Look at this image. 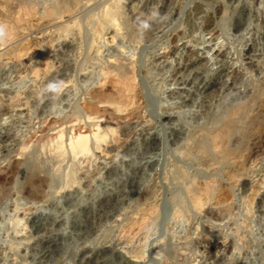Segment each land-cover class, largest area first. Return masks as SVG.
<instances>
[{
	"label": "rangeland",
	"instance_id": "1",
	"mask_svg": "<svg viewBox=\"0 0 264 264\" xmlns=\"http://www.w3.org/2000/svg\"><path fill=\"white\" fill-rule=\"evenodd\" d=\"M60 1L0 0L2 28L22 2L39 14L0 27V115L26 121L22 141L0 126V264H264V0H62L39 20ZM189 49L205 64L183 77ZM241 102V155L192 160L209 115ZM175 166L222 186L195 205Z\"/></svg>",
	"mask_w": 264,
	"mask_h": 264
},
{
	"label": "bare ground",
	"instance_id": "2",
	"mask_svg": "<svg viewBox=\"0 0 264 264\" xmlns=\"http://www.w3.org/2000/svg\"><path fill=\"white\" fill-rule=\"evenodd\" d=\"M5 1V0H4ZM60 1V0H59ZM64 1H66V0H64ZM20 2V1H19ZM31 2V1H30ZM56 2V1H55ZM63 1L61 0L57 5L56 4H54V6H52V5H50L51 7L49 8L48 7V9H46V10H44L42 13H41V15H40V18H39V20L41 19V20H44V19H49V18H51L52 20H50V22L51 21H53V19H54V17H55V15H56V17L58 16L57 14L60 12V11H62L63 12V10H61V9H65L64 10V12H71V9H69L68 8V6L67 5H69V4H63L62 3ZM4 3V2H3ZM65 3V2H64ZM63 4V5H62ZM76 4H78V3H76ZM7 5V4H6ZM3 6V5H2ZM5 6V5H4ZM17 5L15 4V7H16ZM63 6V7H62ZM74 6V5H73ZM62 7V8H61ZM72 8V7H71ZM1 9V8H0ZM8 9V8H7ZM14 9V8H13ZM12 9V10H13ZM70 10V11H69ZM4 11V10H3ZM63 12V13H64ZM108 12V11H107ZM1 13V12H0ZM9 13H11V12H9ZM15 13L16 14H18V18L16 17V19L15 18H13L14 19V21L12 22V21H10L9 23H13L12 25H8V24H6L5 25V23H3V28L2 29H4V30H7L8 32H9V35H16V33H14V29H15V25H17V22H20V21H23L24 19H25V17H29V18H31L30 16H32V17H34V16H36L37 14H38V11H37V9H36V7L34 6V5H32V3H26V2H22V3H20V5H19V9L17 10V11H15ZM105 13V12H104ZM113 13V12H112ZM109 14V13H108ZM111 14V13H110ZM4 15V14H3ZM10 15V14H9ZM39 15V14H38ZM63 15V14H62ZM115 15V14H114ZM8 16V15H7ZM7 16L5 15V17L7 18ZM111 16V15H110ZM9 17H11V15L9 16ZM8 17V18H9ZM14 17H15V15H14ZM27 17V18H28ZM37 17V16H36ZM107 17H108V15H107ZM26 18V19H27ZM112 18V17H111ZM116 18V17H115ZM12 19V18H11ZM105 19V18H104ZM2 20V19H1ZM40 20V21H41ZM110 20H112L113 21V18L112 19H110ZM15 21H17V22H15ZM103 21V20H102ZM107 21V20H106ZM15 22V23H14ZM7 23V22H6ZM20 24V23H19ZM1 25V24H0ZM4 25H5V27H4ZM12 26V27H11ZM25 26V25H24ZM66 26H68V25H66ZM65 29H67V28H65ZM3 30V31H4ZM68 30V29H67ZM66 30V31H67ZM65 31V30H64ZM65 31V32H66ZM7 32V33H8ZM19 32V31H18ZM63 33V32H62ZM61 33V34H62ZM5 35V34H4ZM7 36H8V34H6ZM99 35V34H98ZM101 35V34H100ZM99 35V36H100ZM21 36V35H20ZM4 39V38H3ZM10 39V38H9ZM15 39V38H14ZM52 39V38H51ZM32 43V42H31ZM33 43H34V41H33ZM52 43V42H51ZM27 45V44H26ZM32 46V45H31ZM30 46V47H31ZM29 47V50H28V48L26 49H21V48H19L18 50L17 49H15L14 51L16 52V54H17V56L18 55H20V56H22V50H28L29 51V55H31L32 54V56H33V54H36L37 52L40 54H38L40 57V64H39V68L38 69H36L37 70V72L36 73H42L43 74V72L45 71V68H47L46 67V64L48 63V60H49V58H50V46H47V44L45 45V44H40V43H38V42H36L35 41V43H34V46L33 47H31L30 48ZM18 48V47H17ZM25 52V51H24ZM25 53H27V52H25ZM13 54V53H12ZM26 55V54H25ZM37 55V54H36ZM34 58H36V57H34ZM38 59V58H37ZM39 60V59H38ZM177 63L175 64L176 65V67H174V69L175 70H177V73L178 74H181V75H183V77H185V76H188V74L190 73L189 71H190V68L192 69L193 67H195V68H198V67H200L201 65H203V64H205L204 63V61L203 60H201V59H199V57H198V53L196 52V50L195 49H189V51H188V53L187 54H185L184 55V57L183 56H180V57H178V59H177V61H176ZM37 64V65H38ZM47 66H48V64H47ZM38 67V66H37ZM173 68V67H172ZM48 69V68H47ZM174 70V71H175ZM124 79V78H123ZM124 81V80H123ZM123 81H119V79H118V81L117 82H115V84H113V86H112V88L109 90L110 91V93H108V95H106L105 97H106V99L105 100H107V99H109V100H111V98L112 99H114L113 98V96L117 93V92H119V90L124 86V84H126V82L124 83ZM106 88V87H105ZM102 90V89H101ZM122 90V89H121ZM124 90V89H123ZM108 90H107V92H109ZM260 91V90H259ZM119 93H121V92H119ZM104 94V93H103ZM106 94V93H105ZM260 94H261V92H260ZM124 95V94H123ZM103 96V95H102ZM116 96H117V94H116ZM119 96V95H118ZM257 96V95H256ZM120 97H122V96H120ZM104 98V97H103ZM250 100V99H249ZM242 104H240V105H238V106H229L228 108H226L225 110H224V112H222L223 114L222 115H217V114H213V113H211L210 115H209V117H210V120H211V125L209 124V126H203V127H201L200 129H199V127H198V129L199 130H202V132H200L199 133V135H195V134H193V136H192V142H191V144L189 143L188 145H187V152H188V155H189V157H191V159L192 160H197V162L199 161V165L200 164H202V166L203 165H205L204 167H208V166H212L213 167V165H212V163L213 164H216V165H222V164H224V163H226V162H228V160L229 159H231V158H233V157H237L239 154H240V152H241V147H242V145H243V139H241V136H238V134H240V135H244L245 134V132H248V128L249 127H247L248 125L250 126V124H253L254 123V121L256 120H254L253 118L254 117H249V112H251V105H250V103H243V102H241ZM209 112V111H208ZM2 113V112H1ZM248 115L247 116V118L245 117V119L243 118V119H238L237 117L235 118L234 116H236V115H242V117H243V115ZM251 114V113H250ZM12 116V117H11ZM208 116V115H207ZM253 116V115H252ZM256 117V116H255ZM6 118V119H5ZM11 118H13V121H9L8 119H11ZM209 120V121H210ZM24 122H26L25 121V117L22 115V114H20V113H18V114H16V115H14V113H9V112H4V113H2L1 115H0V126H2V127H5L6 129H7V131L9 130V132H11V131H13L15 134L14 135H16V139L17 140H20V141H22V138L24 137V135L22 134V131H21V124L22 123H24ZM260 124V123H259ZM257 125V124H256ZM25 126V125H24ZM244 126H246V127H244ZM254 126V125H253ZM22 129H23V127H22ZM195 129V128H194ZM250 129V128H249ZM198 130V131H199ZM204 130H206V131H204ZM250 131H252V129L250 130ZM24 132V131H23ZM193 133H194V131H193ZM196 133H198V132H196ZM246 135V134H245ZM23 136V137H22ZM95 138H97L96 140H98V141H102L103 139L105 140V138H104V136H105V134L103 133V131H97L96 132V134H95ZM244 137V136H243ZM242 137V138H243ZM19 138V139H18ZM77 138V140L73 143L74 145H76V147H78V149L75 147V146H73V147H75V150L77 149V150H80L79 148H81L82 150H86L87 149V146H88V135L87 134H83V133H80V134H78V137H76ZM103 140V141H104ZM97 141V142H98ZM246 141V140H245ZM21 143V142H20ZM76 143V144H75ZM186 145V144H185ZM185 147V146H184ZM89 149V148H88ZM81 151V150H80ZM186 151V150H185ZM185 154V153H184ZM241 155V154H240ZM184 157H188L187 155L186 156H184ZM242 157V156H241ZM185 159V158H184ZM185 161V160H184ZM175 162V161H174ZM188 162V161H187ZM176 163V162H175ZM178 165V164H177ZM179 166H181V165H179ZM176 167V166H175ZM174 167V168H175ZM178 167V166H177ZM176 167V175H178V178L180 177V178H182V179H184V181L185 180H187L188 178L191 180L190 181V183H194V186H193V184L192 185H190V187H191V192L193 191V193H192V195H194V197H192V198H194V202H195V205H198V206H201V205H203V196H205L206 197V199H211V198H213L212 196L213 195H215V191H216V189H218L217 188V184L219 185V186H222V185H220L219 183H221V179L220 180H218L216 177L217 176H215V177H213L212 176V178H211V180H208V181H204V182H199L200 181V179H199V181H197L198 180V178H196V177H199L197 174H194V175H192V173H189V169H188V171H187V167H184V169L183 168H181V167H179V168H177ZM190 167V166H189ZM225 168V167H224ZM172 169V168H171ZM186 169V170H185ZM219 169V168H218ZM204 170H206V169H204ZM214 170V169H213ZM216 170H217V168H216ZM215 170V171H216ZM212 171V170H211ZM199 172V174H200V171H198ZM198 172H195V173H198ZM201 172H203V171H201ZM222 172V171H221ZM200 178V177H199ZM181 179V180H182ZM206 180V179H205ZM220 181V182H219ZM182 182V181H181ZM219 182V183H218ZM185 184V183H184ZM196 184V185H195ZM190 187H189V189H190ZM153 189V188H152ZM188 189V190H189ZM150 192H153V191H150ZM184 193V192H183ZM147 194H149V193H147ZM151 194V193H150ZM155 194V193H154ZM152 196H153V194H152ZM149 198H151L150 196H148ZM191 198V197H190ZM149 201H148V203H146L147 205H149L150 207H148V210L151 212V211H153L156 207H155V205H154V203L151 201V199H148ZM182 200V199H181ZM156 204V203H155ZM157 205V204H156ZM155 207V208H154ZM154 208V209H153ZM147 213V212H146ZM133 250V249H132ZM143 250V249H142ZM141 250V251H142ZM141 251H139V252H141ZM138 252V250H137V253H139ZM140 254V253H139Z\"/></svg>",
	"mask_w": 264,
	"mask_h": 264
}]
</instances>
